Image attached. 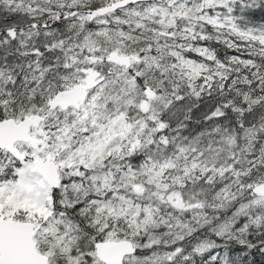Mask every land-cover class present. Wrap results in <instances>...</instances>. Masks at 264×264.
Here are the masks:
<instances>
[{
  "label": "snow or ice",
  "instance_id": "obj_1",
  "mask_svg": "<svg viewBox=\"0 0 264 264\" xmlns=\"http://www.w3.org/2000/svg\"><path fill=\"white\" fill-rule=\"evenodd\" d=\"M0 264H264V0H0Z\"/></svg>",
  "mask_w": 264,
  "mask_h": 264
}]
</instances>
